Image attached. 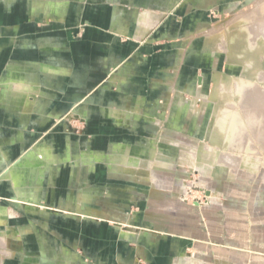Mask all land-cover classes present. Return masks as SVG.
Masks as SVG:
<instances>
[{"label": "rangeland", "instance_id": "obj_1", "mask_svg": "<svg viewBox=\"0 0 264 264\" xmlns=\"http://www.w3.org/2000/svg\"><path fill=\"white\" fill-rule=\"evenodd\" d=\"M58 1L0 18V264H264V0Z\"/></svg>", "mask_w": 264, "mask_h": 264}, {"label": "crops", "instance_id": "obj_2", "mask_svg": "<svg viewBox=\"0 0 264 264\" xmlns=\"http://www.w3.org/2000/svg\"><path fill=\"white\" fill-rule=\"evenodd\" d=\"M83 1V0H82ZM86 2H100L101 0H85ZM114 1V0H112ZM130 1V0H129ZM58 2H61L58 1ZM74 2H78V1H74V0H62L61 4L63 5V10L62 12H60V14H67V11L69 10V12H71V4ZM55 0H0V18H11L12 14H14L15 16L22 14V17H26V18H38L41 17L43 14L42 12L46 13L47 15L53 13L54 11H57L56 7H55ZM162 3V1H160V4ZM54 5V6H53ZM58 12V13H59ZM41 68L45 71L48 72H60L61 70L58 68H53V67H48L45 65H41ZM24 70V69H23ZM10 71H12L13 73H18V72H22V68H18V67H11ZM26 75H28L29 72H26ZM29 75H32L31 73H29ZM15 90V92L17 93H22L25 92L27 89H29V87L26 85V83L24 81H20V82H16V84L14 85V87L12 88ZM115 158H113L112 160H114ZM118 160L116 159L115 162H117ZM48 162V161H47ZM46 161H43L40 159V156L38 153L32 151L31 153H29L25 158H23L18 165H16V167L13 168L12 171V181L14 183H29V185H32L34 183H39V182H43L44 177H45V172H46V168L47 166H45V164H47ZM114 167H116V165L112 164ZM113 166H111V168H113ZM36 192V191H35ZM37 193V192H36ZM35 193V194H36ZM29 194V192H27V190L25 189H21L19 195H27ZM87 197V199L91 196H93V194L91 193H85ZM90 195V196H89ZM6 235H4V237L0 238V244L3 247V245L5 244V240H6ZM18 238V236L16 237ZM0 246V247H1ZM3 249V253L0 254L1 256H4L6 258H14L16 256V254L18 253L17 251H9L6 247L2 248ZM24 256H22V260ZM34 264V263H32Z\"/></svg>", "mask_w": 264, "mask_h": 264}, {"label": "bare ground", "instance_id": "obj_3", "mask_svg": "<svg viewBox=\"0 0 264 264\" xmlns=\"http://www.w3.org/2000/svg\"><path fill=\"white\" fill-rule=\"evenodd\" d=\"M264 5V4H263ZM258 11V10H257ZM263 13V12H262ZM259 17V16H258ZM259 19V18H258ZM254 37V36H253ZM256 38V37H255ZM255 38H254V40H255ZM248 39V38H247ZM249 40V39H248ZM259 42V41H258ZM258 44V43H257ZM261 50V49H260ZM257 74H258V72H257ZM257 82V81H256ZM231 85V84H230ZM263 88V87H262ZM259 94V93H258ZM248 98V97H247ZM264 102V101H263ZM257 131V130H256ZM212 135H213V133H212ZM249 136V135H248ZM216 140V139H215ZM214 140V141H215ZM217 141V140H216ZM216 143V142H215ZM218 143V142H217ZM244 146V145H243ZM206 147V146H205ZM209 147V146H208ZM204 148V147H203ZM210 148V147H209ZM204 150H206V149H204ZM208 150H210V149H208ZM199 151V150H198ZM206 152H208V151H206ZM214 152V151H213ZM206 154V153H205ZM199 155H201V154H199ZM198 155V156H199ZM213 157V156H212ZM222 158V157H221ZM238 161H239V159H237ZM115 161V160H114ZM214 161V160H213ZM225 163V162H224ZM223 165H225V164H223ZM229 166V165H228ZM237 167V166H236Z\"/></svg>", "mask_w": 264, "mask_h": 264}]
</instances>
